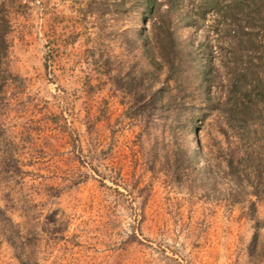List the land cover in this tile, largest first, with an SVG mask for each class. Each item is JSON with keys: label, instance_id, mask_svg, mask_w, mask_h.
<instances>
[{"label": "rangeland", "instance_id": "1", "mask_svg": "<svg viewBox=\"0 0 264 264\" xmlns=\"http://www.w3.org/2000/svg\"><path fill=\"white\" fill-rule=\"evenodd\" d=\"M113 1L0 0V264H264V0Z\"/></svg>", "mask_w": 264, "mask_h": 264}, {"label": "trees", "instance_id": "2", "mask_svg": "<svg viewBox=\"0 0 264 264\" xmlns=\"http://www.w3.org/2000/svg\"><path fill=\"white\" fill-rule=\"evenodd\" d=\"M157 1H158V0H143L142 3H143V5H144L145 9H146L148 12H150V11H152V10L156 7V5H157ZM174 1H176V0H173V3H174ZM115 2H116V0L113 1V3H115ZM2 18H4L3 20H4L5 22H7V17L4 16V17H2ZM3 33H5V31L0 33V38H2V39H0V43L3 42V36H4ZM170 41L172 42L171 39H170ZM0 45H2V44H0ZM2 46H4V45H2ZM1 48H4V49H5V47H0V50H1ZM0 53H1V52H0ZM0 57H1V54H0ZM127 84H128V87L131 88V85H130V82H129V81L127 82Z\"/></svg>", "mask_w": 264, "mask_h": 264}]
</instances>
